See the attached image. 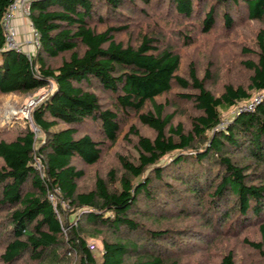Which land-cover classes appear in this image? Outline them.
I'll return each mask as SVG.
<instances>
[{"label": "trees", "instance_id": "trees-1", "mask_svg": "<svg viewBox=\"0 0 264 264\" xmlns=\"http://www.w3.org/2000/svg\"><path fill=\"white\" fill-rule=\"evenodd\" d=\"M14 1L0 104L50 93L40 141L0 129V264H204L225 234L240 244L216 264H246L243 247L264 264V0H31V59L5 46Z\"/></svg>", "mask_w": 264, "mask_h": 264}, {"label": "rangeland", "instance_id": "rangeland-1", "mask_svg": "<svg viewBox=\"0 0 264 264\" xmlns=\"http://www.w3.org/2000/svg\"><path fill=\"white\" fill-rule=\"evenodd\" d=\"M22 23L25 22L23 20V18H25V20H28V16H27V11H25V13H22ZM30 21V20H28ZM15 22V20H14ZM26 23V22H25ZM256 25L255 27H252V25ZM259 23H256L255 21H252L250 23H247L245 26L241 27L236 35H235V39L229 40L228 41V46H230L231 49L233 50H240L243 44H247V45H253V36L255 34L254 30L255 28H258ZM15 25L17 26L16 22ZM18 27V26H17ZM20 27V26H19ZM25 29L27 30V27H25ZM28 31L26 33V38H29L32 36V25H29L28 27ZM214 35H212L211 38H215ZM213 40V39H212ZM246 42V43H245ZM195 57L197 58L196 60L198 61H202L199 63H203L205 64V62L207 61V59L205 60V58L207 57L204 54L198 53L195 55ZM212 57V56H211ZM209 57V59L211 58ZM225 57H222V55H217L216 56V64H219L220 67V63H221V68H223L224 66V60ZM237 67H235L234 65L230 66V68L228 69V71H232L233 73L230 74H234V70ZM221 84L220 82V78H218V80L216 81V83H214V86L216 88V90H218L219 85ZM218 88V89H217ZM50 93V89L49 88H42L39 89L35 92L32 93H27V94H8L6 95V97L3 98L2 103L0 104V129L6 127V128H11L14 127L16 125L19 126H25L28 125L27 122H29V124H31V127L33 126L32 122H31V114H32V110L33 108H35V106H37L45 97L46 95H48ZM182 118H187L186 115H182ZM180 117V118H181ZM33 128V127H32ZM43 138L42 134L39 133V135L37 136V140L40 141ZM190 221V220H189ZM193 223V221H191ZM187 222H183V225H186ZM194 223L196 225H199V223L195 222ZM193 227V226H192ZM246 233V232H244ZM248 234H250V236L256 237L258 235V228L257 227H253L252 229H250L249 231H247ZM90 243H94L95 245H99V252H101V248H102V244L100 242L99 239H91ZM239 239L236 238L235 236L232 235H224L223 237H221L220 239H218L212 246H211V250L210 252L206 253L205 257H207L204 260V264H216V258L218 257L217 252L216 255L211 256L215 251H226L229 248L234 247L236 249V247H238L239 245ZM236 246V247H235ZM208 249V248H207ZM243 256L244 257H248L246 259H244V262H246V264H261L256 262V260L253 258V256H251V253H249V249L248 248H244L243 247ZM242 256V255H241ZM239 255V257H241ZM251 256V257H250Z\"/></svg>", "mask_w": 264, "mask_h": 264}, {"label": "built area", "instance_id": "built-area-1", "mask_svg": "<svg viewBox=\"0 0 264 264\" xmlns=\"http://www.w3.org/2000/svg\"><path fill=\"white\" fill-rule=\"evenodd\" d=\"M31 0H15L9 7V11L3 20V27L5 32L6 43L5 46L8 49H16L18 51L24 52L30 59L34 56L35 51L39 47V33L33 28L32 36L27 38L25 42H21L19 39V30L15 25L14 20L16 19L18 13H25L29 10ZM262 96H257L255 100L248 105V109H253L255 104L259 102ZM33 130L39 135L41 133L40 129L33 124ZM35 167L37 170H42V164L39 160L36 161ZM49 197L52 201L55 200L54 194H49ZM89 248L94 249L95 244L90 243Z\"/></svg>", "mask_w": 264, "mask_h": 264}, {"label": "crops", "instance_id": "crops-1", "mask_svg": "<svg viewBox=\"0 0 264 264\" xmlns=\"http://www.w3.org/2000/svg\"><path fill=\"white\" fill-rule=\"evenodd\" d=\"M22 17H24V16H22L21 13H18V15H17V17L15 19V22H16V24L18 26V30H19V39H20L21 42H25L26 39H27L26 38V33L29 30L28 27H29V25H32V24H31L30 21H28L29 19L28 20H25V18H23V20L26 23L25 22L22 23ZM25 27H27V30L25 29Z\"/></svg>", "mask_w": 264, "mask_h": 264}]
</instances>
